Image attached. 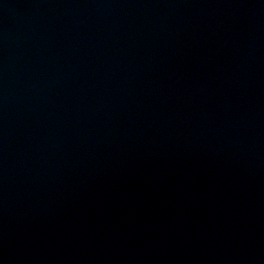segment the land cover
I'll return each instance as SVG.
<instances>
[{
	"label": "water",
	"instance_id": "1",
	"mask_svg": "<svg viewBox=\"0 0 264 264\" xmlns=\"http://www.w3.org/2000/svg\"><path fill=\"white\" fill-rule=\"evenodd\" d=\"M0 264H264V0H0Z\"/></svg>",
	"mask_w": 264,
	"mask_h": 264
}]
</instances>
